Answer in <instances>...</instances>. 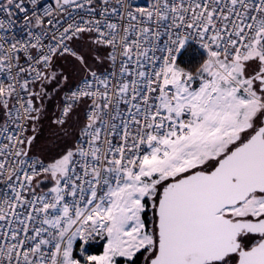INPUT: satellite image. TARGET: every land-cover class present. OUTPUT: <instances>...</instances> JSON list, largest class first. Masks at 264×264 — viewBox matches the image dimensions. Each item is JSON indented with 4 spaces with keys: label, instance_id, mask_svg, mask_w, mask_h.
Instances as JSON below:
<instances>
[{
    "label": "snow or ice",
    "instance_id": "6c2138e0",
    "mask_svg": "<svg viewBox=\"0 0 264 264\" xmlns=\"http://www.w3.org/2000/svg\"><path fill=\"white\" fill-rule=\"evenodd\" d=\"M27 3L0 0V31L23 19L0 35V264H264V0H99L127 25L58 35L54 11L97 0ZM84 33L113 71L65 97L61 127L91 101L74 143L33 158L44 82L57 57L85 63L68 44Z\"/></svg>",
    "mask_w": 264,
    "mask_h": 264
},
{
    "label": "rangeland",
    "instance_id": "374dc122",
    "mask_svg": "<svg viewBox=\"0 0 264 264\" xmlns=\"http://www.w3.org/2000/svg\"><path fill=\"white\" fill-rule=\"evenodd\" d=\"M73 51L81 56L84 64H81L75 56L65 55L57 57L53 61L52 70L57 74V79L44 82V95L41 101L36 103L40 108L38 120L28 125L27 136H34V142L29 149V155L47 161L63 151L78 137V128L83 123L85 103H79L73 109L71 117L64 126L54 123L59 113V101L63 94L73 87L75 82L85 73L91 70L105 69L109 65L108 50L103 45L93 43V39L87 35L75 38L72 42ZM65 77L67 79L65 80ZM40 91V85L36 86ZM35 115V113H33ZM34 129V130H33ZM67 133V134H66ZM100 245L99 241L93 244V248ZM89 250L88 254L99 255Z\"/></svg>",
    "mask_w": 264,
    "mask_h": 264
},
{
    "label": "built area",
    "instance_id": "2783aa9c",
    "mask_svg": "<svg viewBox=\"0 0 264 264\" xmlns=\"http://www.w3.org/2000/svg\"><path fill=\"white\" fill-rule=\"evenodd\" d=\"M128 2L130 4H132L134 7H133V10H135V6H146L147 4H150L151 3V0H128ZM25 6L27 8V10L29 11V14H31V10L33 8V6L29 3H27V0H25ZM54 8L55 7V0H38V8H37V11L39 13H43V9L44 8ZM96 7V14L94 17L90 16L87 12L86 9H76V8H69L68 9V14H65L63 12H59V11H54L53 12V25L54 26H47L48 30H49V33L51 34L52 32H56L57 35L59 33V31H62L64 27H67V24L68 23H71L73 22L71 18H74L75 19V22L77 23H80L82 18L83 19H99L103 22H106V23H116L118 24L121 28L125 25H127V20L125 18H123L122 15H116V14H113L111 12V7L108 8L107 11H105L104 15L101 16L100 15V12L103 10L102 9V5L99 3V0H97V3L95 5ZM123 10H121L122 12ZM70 14V15H69ZM19 16H23V14H18ZM13 19H16L15 17ZM57 21H59V23H57ZM23 24V19H19V20H16V23L13 25L12 27V30L8 33H4L3 31H0V35H19L20 32H21V25ZM82 35H87L89 37H91L93 40L95 38V33H84ZM81 35V36H82ZM134 38V36H133ZM75 38H73L74 40ZM72 41H69L68 44H69V47L72 48L73 50V44H72ZM107 48V47H105ZM108 50V53L109 51H111L109 48H107ZM27 65H25L26 67ZM113 71V68H112V63L111 61L109 60V65L107 68L105 69H99V70H91V71H88L87 73H85L83 76H81L76 82L75 84L73 85V87L71 89H69L67 92H65L61 98V100L59 101V104H58V107H59V113L57 115V118L60 116L61 112H62V109L65 105V97L68 96V95H71V92L72 91H75L77 89V87L79 85H81L84 81V79L86 77H89L90 76V73L91 72H96L98 76H104V75H109L111 72ZM85 103V108H84V113H83V122H86V118H87V114L89 112V108L91 106V101H86L84 102ZM79 104V103H78ZM120 111H126V108L124 105H120ZM5 120H6V117L3 116V114H0V126H3L4 123H5ZM117 123L119 122V120L116 121ZM9 128H12L14 129L15 128V125L13 124H9ZM28 130V128H27ZM25 135L27 136V131L25 132ZM0 142L2 143H6L7 141L6 140H3L2 139V136H0ZM33 158H37L35 156H31Z\"/></svg>",
    "mask_w": 264,
    "mask_h": 264
},
{
    "label": "trees",
    "instance_id": "16d2710c",
    "mask_svg": "<svg viewBox=\"0 0 264 264\" xmlns=\"http://www.w3.org/2000/svg\"><path fill=\"white\" fill-rule=\"evenodd\" d=\"M90 250H92V252H94V253H99L101 251V246L98 245V246H96L94 248L92 247Z\"/></svg>",
    "mask_w": 264,
    "mask_h": 264
},
{
    "label": "crops",
    "instance_id": "0c3cea01",
    "mask_svg": "<svg viewBox=\"0 0 264 264\" xmlns=\"http://www.w3.org/2000/svg\"><path fill=\"white\" fill-rule=\"evenodd\" d=\"M82 119H83V116H82Z\"/></svg>",
    "mask_w": 264,
    "mask_h": 264
}]
</instances>
